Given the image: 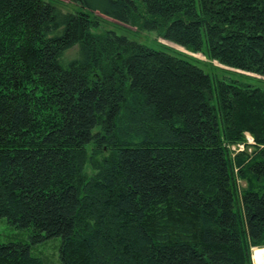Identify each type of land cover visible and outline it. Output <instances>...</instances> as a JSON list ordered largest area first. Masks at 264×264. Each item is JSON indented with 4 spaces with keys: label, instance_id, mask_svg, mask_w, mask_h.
Here are the masks:
<instances>
[{
    "label": "trees",
    "instance_id": "trees-1",
    "mask_svg": "<svg viewBox=\"0 0 264 264\" xmlns=\"http://www.w3.org/2000/svg\"><path fill=\"white\" fill-rule=\"evenodd\" d=\"M72 1L0 0V222L30 230L0 264H45L33 246L55 237L62 264H253L264 89L243 79L264 77V0ZM96 13L241 79L93 33Z\"/></svg>",
    "mask_w": 264,
    "mask_h": 264
},
{
    "label": "rangeland",
    "instance_id": "rangeland-1",
    "mask_svg": "<svg viewBox=\"0 0 264 264\" xmlns=\"http://www.w3.org/2000/svg\"><path fill=\"white\" fill-rule=\"evenodd\" d=\"M57 1V0H55ZM59 6L65 12H77L81 10L80 4L77 1L72 0H58ZM100 17V25L97 28L93 29V33H100L104 31L115 32L120 36H126L132 41H136L140 44L147 45L149 47L155 49H162L164 46L170 47L174 50L182 52L186 55L193 56L196 59H199L201 62H198L202 69H204L212 78H222V77H231L241 79L238 75L231 73L229 71H225L224 69H228L218 62H211L207 60V58L202 54H194L190 51H187L183 47L171 43L162 38L157 32L142 30L139 31L137 27H133L132 25L119 23L112 18L101 15L100 13H96ZM164 45V46H163ZM77 53V47L73 48L68 52V58L75 57ZM220 69H218V68ZM256 78H244L243 80L264 89V77L259 75H251ZM253 138V137H252ZM254 139V138H253ZM234 147H232V150ZM243 184V182H241ZM13 235H16L19 239H26L30 242L29 235L30 230L19 231L11 227L6 219H3L0 222V242H8L9 238ZM60 246H61V238L55 237L52 239L45 240L41 243H38L33 246L34 253L39 255L44 259L45 264H62L60 258ZM253 264H264V247L254 248L253 249Z\"/></svg>",
    "mask_w": 264,
    "mask_h": 264
},
{
    "label": "built area",
    "instance_id": "built-area-1",
    "mask_svg": "<svg viewBox=\"0 0 264 264\" xmlns=\"http://www.w3.org/2000/svg\"><path fill=\"white\" fill-rule=\"evenodd\" d=\"M247 139L249 144H254V139L250 135H247ZM245 148H246L245 145H239L237 147H234L233 149L237 152H240V151H244Z\"/></svg>",
    "mask_w": 264,
    "mask_h": 264
}]
</instances>
